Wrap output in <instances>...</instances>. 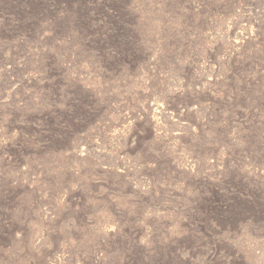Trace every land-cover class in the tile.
<instances>
[{
	"label": "rangeland",
	"instance_id": "1",
	"mask_svg": "<svg viewBox=\"0 0 264 264\" xmlns=\"http://www.w3.org/2000/svg\"><path fill=\"white\" fill-rule=\"evenodd\" d=\"M0 264H264V0H0Z\"/></svg>",
	"mask_w": 264,
	"mask_h": 264
},
{
	"label": "bare ground",
	"instance_id": "2",
	"mask_svg": "<svg viewBox=\"0 0 264 264\" xmlns=\"http://www.w3.org/2000/svg\"><path fill=\"white\" fill-rule=\"evenodd\" d=\"M257 6V5H256ZM254 10V9H253ZM260 13V12H259ZM257 15V13H256ZM245 22L243 25H241L243 28H242V31L244 34H242L240 36L239 39L236 40L235 42V48L236 49H239V51L243 50L245 48V46L248 44V43H252V42H255L258 38V35L256 33V30H255V23L253 22V20H251L250 18H244ZM247 23V24H246ZM257 26V25H256ZM240 27V26H239ZM258 27V26H257ZM237 28V27H236ZM215 43V42H214ZM215 45V44H214ZM211 47H214L213 45ZM223 55L226 56V58L228 60H230L231 58V54L227 55L226 53H224ZM224 59V58H223ZM225 60V59H224ZM222 61V60H218V63ZM207 83H210L209 81H207ZM203 89V88H202ZM204 90V89H203ZM202 91V90H201ZM159 102V101H158ZM203 102V101H202ZM185 103V102H184ZM188 103V102H186ZM185 103V104H186ZM203 105V104H202ZM184 108H188V105H185ZM170 109V105L168 104V101H164L163 103H156L155 104V111H156V114L159 115V117H165V116H168V110ZM183 111V110H182ZM181 113V112H180ZM179 113V114H180ZM184 113V112H183ZM182 113V114H183ZM183 116V115H182ZM180 120V119H179ZM184 122V121H183ZM186 125H189L188 123H184ZM190 162H194L195 161L192 159V161ZM189 163V161H188ZM193 163H191V166H192ZM193 167H194V164H193Z\"/></svg>",
	"mask_w": 264,
	"mask_h": 264
}]
</instances>
